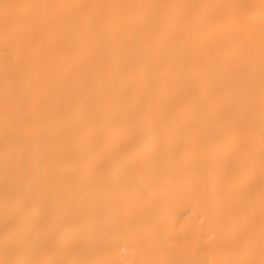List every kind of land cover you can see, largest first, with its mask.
<instances>
[{
  "label": "bare ground",
  "instance_id": "1",
  "mask_svg": "<svg viewBox=\"0 0 264 264\" xmlns=\"http://www.w3.org/2000/svg\"><path fill=\"white\" fill-rule=\"evenodd\" d=\"M0 264H264V0H0Z\"/></svg>",
  "mask_w": 264,
  "mask_h": 264
}]
</instances>
